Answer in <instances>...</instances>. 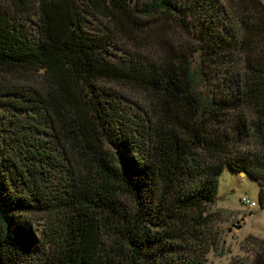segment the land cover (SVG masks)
Segmentation results:
<instances>
[{
	"label": "trees",
	"instance_id": "16d2710c",
	"mask_svg": "<svg viewBox=\"0 0 264 264\" xmlns=\"http://www.w3.org/2000/svg\"><path fill=\"white\" fill-rule=\"evenodd\" d=\"M7 1L10 9L0 8V111L24 114L32 132L21 136L18 160L6 156L11 131L0 117V264H206L218 216L210 207L226 168L257 182L264 209L262 1ZM35 7L40 36L30 39L11 12L25 16ZM89 16L109 26L90 33ZM153 27L193 48L170 49L155 61L107 57L113 40H136ZM196 53L203 70L230 72L234 89L199 96ZM32 69L43 72L36 86L12 81ZM104 81L139 89L156 107L147 160L115 146L113 111L98 92ZM9 163L25 168L31 190L55 167L63 174L60 196L16 194ZM25 211L46 214L41 237L20 218Z\"/></svg>",
	"mask_w": 264,
	"mask_h": 264
},
{
	"label": "rangeland",
	"instance_id": "374dc122",
	"mask_svg": "<svg viewBox=\"0 0 264 264\" xmlns=\"http://www.w3.org/2000/svg\"><path fill=\"white\" fill-rule=\"evenodd\" d=\"M137 1L133 0V3L136 4ZM260 1L264 4V0ZM7 5V0H0V8L10 9ZM37 9L35 7L25 16L14 13L13 10L11 12V17L17 22L18 26L22 25L24 27L23 31L29 35L30 39H38L40 36L41 13ZM107 26H109L108 23L98 18L90 16L87 18V29L90 33H99ZM138 37L140 38L136 40H128L125 37H121L120 40H113V47L109 48L107 57L117 62H128L136 57L155 61L170 49L176 51L188 49V53L193 48L190 40L182 35L174 32L166 35L161 29L155 27ZM237 61L238 58L233 64L235 72L239 69L242 70V67L236 69L239 64ZM201 64L200 54H194L192 71L195 88L204 100L223 97L234 89V87L230 88V81L228 80L230 72H226L225 69L224 72L220 71L219 73L214 70H203ZM41 74L43 72L38 73L34 69L21 70L15 73L11 79L12 81L15 80L16 84H20L23 89L25 87L28 89L30 85L36 86L39 84L42 80ZM98 92L104 98L102 102L106 104V108L113 111L115 130L113 129L110 133L114 135L113 139H117L115 146L121 144L124 146L126 153L133 154L142 161L147 160L151 139L149 118L154 116L152 112L156 110V107L151 105L149 97L139 89L106 81L98 83ZM0 117L3 122L2 127L17 135L16 137L11 132H6L4 135L7 147L5 155L18 160L21 151L25 147L23 143L20 144L21 141L19 140L22 135H29L32 132V127L29 128L32 122L30 119L26 120L24 114L9 107L1 109ZM29 121L30 123H28ZM122 135H128L131 138L124 142L119 141L118 137L122 138ZM31 136L33 137V134ZM19 145L22 147L19 148ZM249 148L251 147L249 146ZM113 149L116 150V147H113L111 152ZM7 165H9L7 176L16 194L31 198L32 195H35L34 192L37 191L38 193L47 194V199L60 196L64 183L63 174L55 167L47 168L44 171L42 180L38 181L39 183L31 190L30 188L25 189L24 186L25 168H21V166L14 168L10 163ZM218 182L217 202L210 207L211 212L218 213V216L211 234L212 245L206 257V264H257L260 257H263L264 249V209L260 204L259 185L249 176L236 174L228 168L224 170ZM244 199L255 203L257 207L250 209L244 206L242 203ZM19 216L29 223L30 228L37 237H41L42 231L47 229L46 220L44 219L46 214L44 216L39 212L25 211Z\"/></svg>",
	"mask_w": 264,
	"mask_h": 264
},
{
	"label": "built area",
	"instance_id": "2783aa9c",
	"mask_svg": "<svg viewBox=\"0 0 264 264\" xmlns=\"http://www.w3.org/2000/svg\"><path fill=\"white\" fill-rule=\"evenodd\" d=\"M242 203H243L244 206H246V207H248L250 209L257 207V205L255 203L249 202L248 200H245V199L242 201Z\"/></svg>",
	"mask_w": 264,
	"mask_h": 264
},
{
	"label": "water",
	"instance_id": "95a60500",
	"mask_svg": "<svg viewBox=\"0 0 264 264\" xmlns=\"http://www.w3.org/2000/svg\"><path fill=\"white\" fill-rule=\"evenodd\" d=\"M241 175H242V176H246V174H244V173H242Z\"/></svg>",
	"mask_w": 264,
	"mask_h": 264
}]
</instances>
